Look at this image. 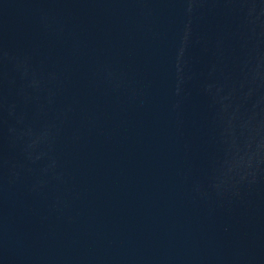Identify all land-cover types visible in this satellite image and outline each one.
<instances>
[{
	"label": "water",
	"instance_id": "water-1",
	"mask_svg": "<svg viewBox=\"0 0 264 264\" xmlns=\"http://www.w3.org/2000/svg\"><path fill=\"white\" fill-rule=\"evenodd\" d=\"M0 264H264V0H0Z\"/></svg>",
	"mask_w": 264,
	"mask_h": 264
}]
</instances>
